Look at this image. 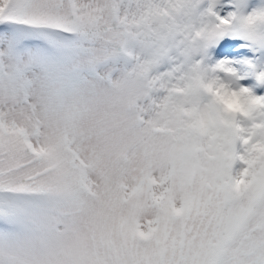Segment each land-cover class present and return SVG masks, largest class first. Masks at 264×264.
<instances>
[{
  "label": "snow or ice",
  "instance_id": "snow-or-ice-1",
  "mask_svg": "<svg viewBox=\"0 0 264 264\" xmlns=\"http://www.w3.org/2000/svg\"><path fill=\"white\" fill-rule=\"evenodd\" d=\"M264 0H0V264H264Z\"/></svg>",
  "mask_w": 264,
  "mask_h": 264
},
{
  "label": "rangeland",
  "instance_id": "rangeland-1",
  "mask_svg": "<svg viewBox=\"0 0 264 264\" xmlns=\"http://www.w3.org/2000/svg\"><path fill=\"white\" fill-rule=\"evenodd\" d=\"M262 93H264V90H261Z\"/></svg>",
  "mask_w": 264,
  "mask_h": 264
}]
</instances>
